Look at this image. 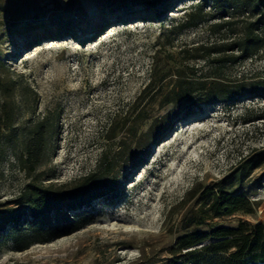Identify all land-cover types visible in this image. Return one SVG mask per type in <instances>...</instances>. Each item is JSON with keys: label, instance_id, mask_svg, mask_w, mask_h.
Instances as JSON below:
<instances>
[{"label": "rangeland", "instance_id": "374dc122", "mask_svg": "<svg viewBox=\"0 0 264 264\" xmlns=\"http://www.w3.org/2000/svg\"><path fill=\"white\" fill-rule=\"evenodd\" d=\"M197 2L167 0L155 17L132 0H0V210L23 209L29 184L78 196L84 177L100 179L90 204L68 211L84 212L78 230L56 239L52 215V231H41L47 242L18 251L5 237L0 264H172L186 252H175L179 237L193 229L186 215L217 187L244 195L252 212L207 219L198 230L264 223V162L228 178L264 150V48L227 60L239 54L229 47L248 13L211 0L200 25L179 28ZM176 69L255 93L200 108L165 104ZM151 125L156 137L138 143ZM40 127L43 151L27 162ZM30 231L25 214L18 238Z\"/></svg>", "mask_w": 264, "mask_h": 264}, {"label": "trees", "instance_id": "16d2710c", "mask_svg": "<svg viewBox=\"0 0 264 264\" xmlns=\"http://www.w3.org/2000/svg\"><path fill=\"white\" fill-rule=\"evenodd\" d=\"M126 1V0H123ZM134 3H142L155 17L163 15L166 7L157 8L167 0H132ZM210 0H198L197 3L189 6L190 11L177 22L181 29L197 27L204 20L202 14L205 6ZM216 7L226 9H243L248 13L249 21H245L242 36L236 42L231 43L230 50L239 52L237 56L231 55L227 60H247L254 58L261 48H264V0H211ZM155 8V9H154ZM230 22L212 24V32H221L222 28L230 25ZM215 48V47H214ZM204 49L203 46L196 50ZM216 50V49H215ZM219 50V49H218ZM215 52V51H214ZM216 52H219L216 50ZM207 60L208 57H200ZM176 80L171 89L165 95V104L178 103L182 100L202 105L221 101H236L246 95H252L255 90L251 89L247 94L229 87L218 81L215 74L207 76L209 80L190 78L186 79L180 69H176ZM151 83L147 85L149 88ZM194 113V112H193ZM155 125L138 138V143L149 141L156 137L152 131ZM158 135V134H157ZM44 148L43 129H40L28 141L25 154L26 161L37 158ZM264 162V150L258 151L254 156L248 158L239 165V168L228 178L233 176H244L250 170L258 168ZM108 172V171H106ZM100 179L93 178V175L84 177L82 183L76 187L80 193H62L51 187L29 184L21 196L20 208H7L0 210V242L9 238L14 248L18 251L27 249L33 243L47 242L44 239L42 230L48 233L52 231L50 217L53 215L59 232L55 238L71 234L84 224V212H78L72 217L68 211L77 210L88 206L94 199ZM207 192V191H206ZM251 203L244 195H236L234 192L226 191L223 187H217L212 195L204 200L196 210H190L185 219L192 222L191 231L185 232L178 239L176 253L183 250L186 252L179 255L178 260L172 264H264V223H248L239 221L235 226L216 225L208 230H198L199 225L204 224L207 219H214L224 215H232L236 212L251 213ZM30 218L31 231L24 238H18V225L24 215ZM8 227L6 233L4 227ZM53 230H55L53 228ZM60 230H64L63 232ZM54 232V231H53ZM203 245L198 246L200 243ZM1 246V245H0Z\"/></svg>", "mask_w": 264, "mask_h": 264}]
</instances>
